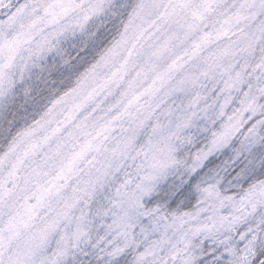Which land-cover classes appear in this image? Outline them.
<instances>
[{
    "label": "snow or ice",
    "instance_id": "6c2138e0",
    "mask_svg": "<svg viewBox=\"0 0 264 264\" xmlns=\"http://www.w3.org/2000/svg\"><path fill=\"white\" fill-rule=\"evenodd\" d=\"M0 264H264V0H0Z\"/></svg>",
    "mask_w": 264,
    "mask_h": 264
}]
</instances>
